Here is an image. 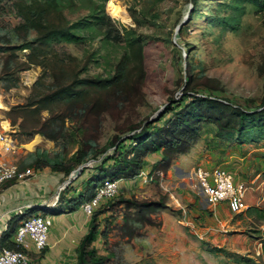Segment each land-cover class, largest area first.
<instances>
[{
    "label": "rangeland",
    "instance_id": "rangeland-1",
    "mask_svg": "<svg viewBox=\"0 0 264 264\" xmlns=\"http://www.w3.org/2000/svg\"><path fill=\"white\" fill-rule=\"evenodd\" d=\"M0 28L19 29L21 38L28 29L31 61L40 71L39 85L17 90L9 100L13 107L0 112V119L35 137L63 124V139L36 140L34 150L49 161L60 157L71 168L67 178L61 174L62 186L83 167L61 191L58 205L75 188L110 179L112 169L103 171L113 160L104 158L117 157L115 145L122 141L124 156L132 158L137 147L128 138L145 126L157 127L148 134L150 141L168 147L160 150L162 160L147 168L121 171L125 174L115 180L131 182L128 192L91 217L84 239L95 231L96 248L89 247L109 259L105 264H264V202L246 216L228 218L226 242L222 234L206 239L183 224L199 219L194 209H212L193 175L212 159L221 164L236 158L234 167L243 159L248 178L261 174L259 189L249 190V204H256V194L264 196V0H0ZM61 71L65 77L58 88L40 87L54 84ZM198 88L241 99L239 106L254 111L259 128L237 132L242 108L206 100L195 94ZM193 97L200 99L194 107ZM69 100H76L77 111L83 109L81 116L69 119ZM178 101L181 108L153 121ZM180 120L189 125L173 134ZM171 137L178 144L170 148ZM90 145L93 153L75 166L76 151L88 153ZM228 165L222 168L234 172ZM187 193L196 207L181 200Z\"/></svg>",
    "mask_w": 264,
    "mask_h": 264
},
{
    "label": "crops",
    "instance_id": "crops-1",
    "mask_svg": "<svg viewBox=\"0 0 264 264\" xmlns=\"http://www.w3.org/2000/svg\"><path fill=\"white\" fill-rule=\"evenodd\" d=\"M24 42L25 38H21L16 30H4L0 28V112L4 111V113H7L8 107H13V104H10L9 100H13L12 96L17 90H32L35 86L39 85L38 80L40 71L34 64L28 61L29 50L21 46ZM21 61L28 66L21 67ZM43 90H45L44 87ZM2 100H4L5 103H3ZM34 134L35 133H21L16 126L10 125L8 119H0V139H2L0 140V159L7 164L16 166L20 171L30 170V168H28L30 167L29 164L32 163V166H34L33 164L37 157V152L34 150L35 145L33 144L36 140H48L42 134L36 137ZM6 141L12 143L13 148L10 152L4 150V142ZM162 158L161 151L150 153L147 159H145V168L154 164V162L162 160ZM233 160L235 161L236 158H225V160H221L223 163L219 164L218 160L212 159L211 162L201 165L204 169L209 170L213 167H222L224 164H229L227 167L232 168L234 172L225 167L223 168L233 174L236 183H242L247 187V211L238 215L232 214L225 203H220L214 207L208 205V208H212L208 213L204 210L199 211L198 208L197 210L194 209V212L197 211L199 213L194 216L199 219L196 221L194 220V222L190 221V219L187 221L186 219V222H183V224L189 226L192 232L200 237L214 239L217 235L222 234L226 242V239L230 237L227 231L230 227V220L228 218L230 216H246L248 210L252 206L258 209L259 205L264 202V196L262 194H256L257 200L255 205L249 204L251 201L248 198L249 190L254 192L259 189V186L255 184L261 174H252L249 178L252 179L254 176L255 177L249 180V175H246L247 172L244 173L246 165L242 163L243 159H238L239 165L237 167H234L237 161L234 162ZM54 174L56 177L53 176ZM54 174L50 168L43 167L37 169L32 177L24 181L9 182L0 188V237L6 233V236H10L11 241H13L14 233L22 217L21 212L24 211L23 209L28 206L42 208L41 210L49 212L52 218V226L50 228L48 246L46 249L40 253L31 250V264H79V256L83 249L81 242L88 232L91 219L83 214L79 206L89 199V196L93 193V187H95L97 183H93L89 187L86 185L85 189L82 188L83 191L81 188H75L74 191L70 192L71 196H77L79 193L84 196L80 199V203L75 211H69L66 207L60 209V211L54 208H43V205L47 206L52 203L53 197L63 184L59 183L61 174ZM118 180L120 183L118 193L128 192V185L131 182L128 183V180L124 181L122 179ZM88 194L89 196L87 197ZM181 197L184 203L196 207V204L192 200V196L188 193L186 196L182 195ZM33 211L34 210H29L28 213H33ZM16 216L18 218H16ZM13 217H15V221L9 225ZM99 218H101V216ZM261 229L263 230L264 228ZM215 233L218 234L215 235ZM92 244L93 247L96 248V242H92ZM91 249L93 248H87V250ZM236 249L239 248H235L234 251H236ZM236 253L238 252L236 251Z\"/></svg>",
    "mask_w": 264,
    "mask_h": 264
},
{
    "label": "built area",
    "instance_id": "built-area-1",
    "mask_svg": "<svg viewBox=\"0 0 264 264\" xmlns=\"http://www.w3.org/2000/svg\"><path fill=\"white\" fill-rule=\"evenodd\" d=\"M12 148V143L4 142L6 152H10ZM193 175L209 206L214 207L220 203H225L230 213L235 215L242 214L247 210V187L242 183H236L233 174L227 169L220 166L209 170L199 167L193 171ZM32 176L31 170L20 171L16 166L7 164L0 159V188L9 182L24 181ZM142 179L144 182L152 181L151 178L148 179L147 177ZM65 186L59 188L50 205H43L42 207L55 208ZM118 192L119 182L114 179H105L94 188L91 197L80 204V210L87 218H91L99 208L113 200ZM37 209L43 213H40L41 215L28 213L29 210ZM41 209L32 206L23 209L21 220L13 236L15 249L0 248V264H31V250L40 253L46 249L52 218L47 216L50 215L48 211Z\"/></svg>",
    "mask_w": 264,
    "mask_h": 264
},
{
    "label": "trees",
    "instance_id": "trees-1",
    "mask_svg": "<svg viewBox=\"0 0 264 264\" xmlns=\"http://www.w3.org/2000/svg\"><path fill=\"white\" fill-rule=\"evenodd\" d=\"M102 1V0H100ZM19 27V26H18ZM14 30H16V28H14ZM26 33H25V42H26V37H28L29 32L28 29L25 28ZM19 34V29L16 30ZM72 38H70L69 36H67V38L65 39L67 42L70 43ZM77 39V38H76ZM23 43L21 46L22 47H26L25 45H28L26 48L28 50H30V46L27 43ZM31 48L35 49L36 45L32 44ZM32 54L28 55V61L30 63H33L31 61L32 58ZM34 64V63H33ZM36 65V64H34ZM37 66H41L42 69L44 68L43 65H37ZM62 74L59 75H55L53 77V79H55L54 84H50V86L48 85H43L41 84L40 86L44 87V89H47L49 91L53 90L54 88H58L60 85V80L63 77H65V73L64 71H61ZM196 95H199L201 97H205L206 100H212L213 102L215 101H224L227 103L232 104L233 106H235L236 108L241 110V113L239 114V118H238V129L237 132H245V131H250L252 129H257L259 128L258 126L255 125L256 123V119L257 116L254 114V111H251L250 108L247 107H242L239 106L240 104H243V101L239 98H231L232 100H230V98L228 99V97H226V95H224L223 93L219 92V91H215V90H211V89H207V88H198L196 89L195 92ZM57 95H61V92H57ZM75 98H77L75 96ZM194 99L191 102L192 107H194V105H196V103L198 101H200L199 97H193ZM68 107H67V115L70 116L69 119H72V117H76V116H81L83 114V109H80L77 111L76 109V105H74L76 102V100H69L68 101ZM177 105L175 107H172V105H170L169 107L167 106L165 108V111L163 112V114H160L157 116V118H155V120L153 121H157L160 122L163 120L164 115L169 111H174V109H179L182 106V101H178V102H174ZM86 107V106H84ZM189 120H180V122L178 124H176V131H173V134L181 131L180 129L183 128H187L189 125ZM153 123V122H152ZM157 127H153V125H147L144 128L140 129V131H138V133H135L133 136H131L130 140L135 141V146L137 148H134L133 151L131 153H133L132 158H126L124 155L126 153L125 151V146H124V141H122L121 143H117L115 145V151L116 153H118L117 157L114 156H106L104 158V161H109V160H113L112 163V167L109 168V170H104L103 172H109L110 169H112L111 171H113V173L106 178H110V179H116L118 178L120 175L125 174L124 172L121 171H131L134 170L135 172H139L144 166H145V158L147 157L148 153H152V152H158L160 150H163L164 147H167L166 145L163 146L162 143L164 142H156V141H150V135L148 136V134L151 131H154ZM158 131V130H157ZM156 131V132H157ZM64 132L66 133V127L63 126V124H52L49 130V133H42V135L44 137H46V139L51 140V141H57L59 142V140H61V138L63 139V134ZM136 140H139L138 143H136ZM168 146L171 147H175L177 146L178 142L175 141L174 137H171L170 141L167 143ZM93 146L90 145V150L88 153L83 152L82 150H77L75 155H74V160L76 165L78 166L80 164L83 163V160L85 159L86 156H88L89 154L93 153ZM168 148V147H167ZM57 157V156H56ZM60 157H58V159L54 160V161H49L48 158L46 157L45 153H41V152H37V157L34 161V167L36 169H40L43 167H48L50 168L51 171L56 172V173H60L63 175V177L67 178L68 175L70 174V172L72 171L71 168H65L62 164V162L59 159ZM106 163V162H105ZM84 172V171H83ZM82 172V173H83ZM99 182V181H98ZM102 182V181H101ZM101 182L97 183V180H93V182L91 181V183H97L100 184ZM91 184V185H92ZM96 184V185H97ZM71 186V183L67 185L66 188H69ZM65 188V189H66ZM82 197H84L82 194H78L77 196H72L69 198H61L60 204L56 206V208H54L57 211H60V209L66 207L67 210L69 211H75V209H77L78 204L80 203V199H82ZM16 218H18L16 216ZM15 221V217H13V219L10 221L9 225ZM102 235V233H101ZM103 237H106V235L103 233ZM10 236H6V233L0 237V248H4V249H9V250H13L15 249L14 243L13 241H11ZM86 242L83 243V249L82 252L79 256V264H105L109 259L107 257H100L97 256L96 254V250L95 249H91V250H87V248L89 247V244H91L94 240H95V231H90V233L88 234V236L85 238ZM84 239V240H85Z\"/></svg>",
    "mask_w": 264,
    "mask_h": 264
},
{
    "label": "water",
    "instance_id": "water-1",
    "mask_svg": "<svg viewBox=\"0 0 264 264\" xmlns=\"http://www.w3.org/2000/svg\"><path fill=\"white\" fill-rule=\"evenodd\" d=\"M82 166L81 167H79L78 169H77V171H75L73 174L75 175H71L69 178H68V181L66 182V184L68 185V184H70L73 180H75L76 178H77V176L78 175H80L81 174V172H82Z\"/></svg>",
    "mask_w": 264,
    "mask_h": 264
},
{
    "label": "bare ground",
    "instance_id": "bare-ground-1",
    "mask_svg": "<svg viewBox=\"0 0 264 264\" xmlns=\"http://www.w3.org/2000/svg\"><path fill=\"white\" fill-rule=\"evenodd\" d=\"M38 142V141H37ZM36 144V142L33 144V145H35ZM75 176V175H74Z\"/></svg>",
    "mask_w": 264,
    "mask_h": 264
}]
</instances>
